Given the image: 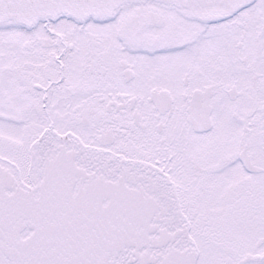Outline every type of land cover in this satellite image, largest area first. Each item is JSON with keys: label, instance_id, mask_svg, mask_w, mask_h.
Here are the masks:
<instances>
[{"label": "snow or ice", "instance_id": "snow-or-ice-1", "mask_svg": "<svg viewBox=\"0 0 264 264\" xmlns=\"http://www.w3.org/2000/svg\"><path fill=\"white\" fill-rule=\"evenodd\" d=\"M0 264H264V0H0Z\"/></svg>", "mask_w": 264, "mask_h": 264}]
</instances>
